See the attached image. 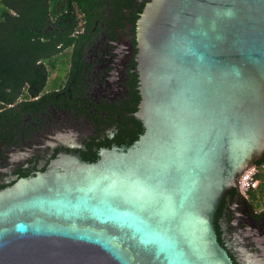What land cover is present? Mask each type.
<instances>
[{
  "label": "water",
  "instance_id": "95a60500",
  "mask_svg": "<svg viewBox=\"0 0 264 264\" xmlns=\"http://www.w3.org/2000/svg\"><path fill=\"white\" fill-rule=\"evenodd\" d=\"M70 1L0 0V103L73 42ZM63 89L0 111V264H264V0H75Z\"/></svg>",
  "mask_w": 264,
  "mask_h": 264
},
{
  "label": "flooded vegetation",
  "instance_id": "af4514ba",
  "mask_svg": "<svg viewBox=\"0 0 264 264\" xmlns=\"http://www.w3.org/2000/svg\"><path fill=\"white\" fill-rule=\"evenodd\" d=\"M51 9L48 10L47 20L49 24L64 13H66V4L65 0H51ZM70 9L73 14L74 23L72 30L73 32L66 37H73V42L71 47H66L59 52V55L62 57V64L53 66L51 69V75L49 76L47 87L41 90V92L34 98L35 100L41 98V95H46L49 93L58 92L63 89L64 84L67 79L70 57L76 42V39L84 31V17L81 12L78 10L75 0L70 1ZM257 167L256 173V185L254 188L250 189L245 194H238L243 198L245 204L251 210L254 215H259L264 212V162L255 165ZM237 189V187H236Z\"/></svg>",
  "mask_w": 264,
  "mask_h": 264
},
{
  "label": "trees",
  "instance_id": "16d2710c",
  "mask_svg": "<svg viewBox=\"0 0 264 264\" xmlns=\"http://www.w3.org/2000/svg\"><path fill=\"white\" fill-rule=\"evenodd\" d=\"M51 4V0H46V17L48 15V10L51 9V6H49ZM48 9V10H47ZM19 18V15L6 9L5 7H3L1 4H0V23H5V22H9V21H12V20H15ZM55 20L52 22L54 24ZM66 38H70L69 36L66 37ZM68 47H71V44L68 46ZM38 63H40L43 67V70H44V74H45V79H44V83H43V86L42 88L40 89V91L37 93V95L41 92L42 89H44L45 87H47V82H48V79H49V76L51 75V69L53 68V66H56V65H59V64H62V57L61 55H59V53H56L46 59H40L38 61H36L34 63V65H37ZM27 85L26 83H23L22 86H21V89H20V92L17 96V99L15 100V102L12 104V105H5V104H2L0 103V111L2 110H5V109H8L12 106H15L17 104H20V103H23V102H31V101H35V96L34 98H29L27 93ZM44 95H41V97H43Z\"/></svg>",
  "mask_w": 264,
  "mask_h": 264
},
{
  "label": "built area",
  "instance_id": "2783aa9c",
  "mask_svg": "<svg viewBox=\"0 0 264 264\" xmlns=\"http://www.w3.org/2000/svg\"><path fill=\"white\" fill-rule=\"evenodd\" d=\"M257 167L252 166L244 169L236 181V187L240 194H245L256 185Z\"/></svg>",
  "mask_w": 264,
  "mask_h": 264
},
{
  "label": "rangeland",
  "instance_id": "374dc122",
  "mask_svg": "<svg viewBox=\"0 0 264 264\" xmlns=\"http://www.w3.org/2000/svg\"><path fill=\"white\" fill-rule=\"evenodd\" d=\"M246 169V168H245Z\"/></svg>",
  "mask_w": 264,
  "mask_h": 264
}]
</instances>
